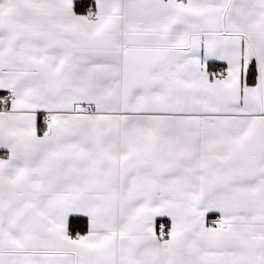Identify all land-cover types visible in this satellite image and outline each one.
I'll return each instance as SVG.
<instances>
[{
	"label": "snow or ice",
	"instance_id": "6c2138e0",
	"mask_svg": "<svg viewBox=\"0 0 264 264\" xmlns=\"http://www.w3.org/2000/svg\"><path fill=\"white\" fill-rule=\"evenodd\" d=\"M0 264H264V0H0Z\"/></svg>",
	"mask_w": 264,
	"mask_h": 264
}]
</instances>
